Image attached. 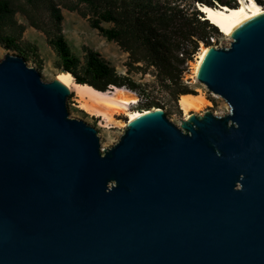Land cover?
<instances>
[{
	"label": "water",
	"instance_id": "obj_1",
	"mask_svg": "<svg viewBox=\"0 0 264 264\" xmlns=\"http://www.w3.org/2000/svg\"><path fill=\"white\" fill-rule=\"evenodd\" d=\"M232 36L196 74L228 116L136 114L105 154L72 77L0 60V264H264V15Z\"/></svg>",
	"mask_w": 264,
	"mask_h": 264
},
{
	"label": "rangeland",
	"instance_id": "obj_2",
	"mask_svg": "<svg viewBox=\"0 0 264 264\" xmlns=\"http://www.w3.org/2000/svg\"><path fill=\"white\" fill-rule=\"evenodd\" d=\"M154 1L158 2L163 9L174 8L175 11L180 10L183 15L190 19L188 25H193L192 19L194 18L193 14L196 9V3L193 0ZM16 2L18 7L27 9L32 17L28 19L23 13L19 12L16 14L18 23L25 26L19 39L22 47H28V50L26 48L27 60H24L29 67H33L41 73L44 81H51L57 77L59 72L63 71V68L60 67V58L49 43V40L56 38L57 35V30H55L56 21L50 8V5L54 3L60 9L63 17L60 23L62 34L68 42L72 53L79 57L82 63L86 57V48L99 52L103 58L117 69L119 74L130 77L139 85L136 91L128 89L131 94L138 97V102L133 105V108L143 110L159 107L171 122L183 131H186L184 126L186 121L185 115L179 106V99L182 95H179L178 99L174 96L173 83L169 80H164L163 76L158 74L153 66H149L145 62L135 63L132 69L128 71L130 66V53L123 49L116 41L108 40L100 30L92 27L91 23L98 15L90 5L79 0H49V2L44 1L43 4L34 7L26 0H16ZM31 20L42 29L33 27ZM101 26L110 29L115 25L113 23L102 22ZM198 29L200 32L204 31V27L202 26H199ZM205 31L208 32L207 35H210L215 40L214 43L211 42L212 46L226 48L233 41V39H230V37L218 29L215 31L208 27ZM48 32L51 34L50 36ZM184 42V51L192 52V44L189 41ZM201 44L202 42L200 41L199 47H202ZM197 49L195 52H197ZM7 55L20 56V53L0 43V60H3ZM189 59V64L182 66L181 85L185 86L192 93H201L206 99L212 102V105L206 106L197 112L193 111V114L198 117L213 114L216 117L225 118L231 112L229 104L220 95L211 92L200 79L194 77L192 65L196 59L193 57ZM74 82H77L75 77L73 79ZM66 104L69 118L83 120L97 130L101 152L103 154L117 144L127 129L124 124L126 122L128 123V120L124 116H115V120L112 122L103 121V124L107 126L100 127L99 123H101V119L91 115L78 106L79 104L74 91L69 93Z\"/></svg>",
	"mask_w": 264,
	"mask_h": 264
},
{
	"label": "trees",
	"instance_id": "obj_3",
	"mask_svg": "<svg viewBox=\"0 0 264 264\" xmlns=\"http://www.w3.org/2000/svg\"><path fill=\"white\" fill-rule=\"evenodd\" d=\"M29 4L37 6L49 0H26ZM90 5L98 15L91 23L93 28L102 32L110 41H116L123 49L130 53V66L145 62L153 66L164 80L174 85V96L189 93L181 85L182 66L187 62L193 52L199 47L200 41L211 45L210 35L206 28L217 31L218 28L205 19L197 4L217 7L228 5L238 7V0H193L196 4L194 18L191 26L188 19L180 10L174 8L163 9L154 0H79ZM264 6V0H255ZM53 12L57 30L56 38L49 40L60 58V67L70 72L80 84H87L100 91H107L111 87H125L136 91L139 85L130 77L121 75L101 54L93 49L86 48V57L81 59L72 53V50L62 34L60 23L62 14L53 3L50 5ZM23 13L28 19L32 18L28 10L17 6L15 0H0V43L9 49L19 51L20 56L27 60L26 48L20 45V37L25 26L18 23L16 14ZM102 22L113 23L115 26L106 29ZM31 25L42 29L31 20ZM199 26L204 31H199ZM48 35L50 36L51 34ZM184 41H189L192 52L185 51L186 56L180 57L181 50L185 49Z\"/></svg>",
	"mask_w": 264,
	"mask_h": 264
},
{
	"label": "bare ground",
	"instance_id": "obj_4",
	"mask_svg": "<svg viewBox=\"0 0 264 264\" xmlns=\"http://www.w3.org/2000/svg\"><path fill=\"white\" fill-rule=\"evenodd\" d=\"M198 5V9L204 13L205 19L216 26L220 32L230 37V39L234 38L232 36L234 33L264 15V6L256 3L254 0H240L238 7L219 5L218 7L213 8L201 3ZM206 47L216 49V47L212 45H202L201 50L192 65L194 77L197 79H200L196 74ZM60 74L74 79L73 75L66 70L59 72L57 76ZM73 79L68 94L73 91L76 93L77 102L79 104L78 106L91 115L101 119V123H99L100 127H106L107 125H104L103 121L112 122L115 120V116L127 117L128 123L126 122L124 125L128 127L130 116L157 108L160 113H164L159 107L143 110L133 108V105L138 102V97L131 94V92L125 87L116 86L111 87L110 90L107 91H100L87 84H80L78 82L73 83ZM210 105H212V102L206 99L201 93L190 92L182 94L179 99L180 109L183 110L187 122L191 121L195 116L193 111H200Z\"/></svg>",
	"mask_w": 264,
	"mask_h": 264
},
{
	"label": "built area",
	"instance_id": "obj_5",
	"mask_svg": "<svg viewBox=\"0 0 264 264\" xmlns=\"http://www.w3.org/2000/svg\"><path fill=\"white\" fill-rule=\"evenodd\" d=\"M211 42L212 43H214L215 42V40H214V38L213 37H211ZM204 43L202 42V44L201 45H203ZM200 50H201V47H198V49H197V52H195L194 54H192L190 57L192 58H194V59H196V57H197V55H198V53L200 52ZM186 56V52L184 51V49L183 50H181V52H180V57H182V58H184ZM190 57H187V62L185 63L186 65H188L189 64V62H190Z\"/></svg>",
	"mask_w": 264,
	"mask_h": 264
},
{
	"label": "clouds",
	"instance_id": "obj_6",
	"mask_svg": "<svg viewBox=\"0 0 264 264\" xmlns=\"http://www.w3.org/2000/svg\"><path fill=\"white\" fill-rule=\"evenodd\" d=\"M239 1V0H238ZM255 1V0H254ZM256 2V1H255ZM257 3V2H256ZM218 7V6H217ZM215 8V7H214Z\"/></svg>",
	"mask_w": 264,
	"mask_h": 264
}]
</instances>
